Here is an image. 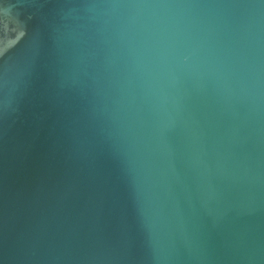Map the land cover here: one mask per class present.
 <instances>
[{
  "label": "water",
  "instance_id": "1",
  "mask_svg": "<svg viewBox=\"0 0 264 264\" xmlns=\"http://www.w3.org/2000/svg\"><path fill=\"white\" fill-rule=\"evenodd\" d=\"M0 264H264V0H0Z\"/></svg>",
  "mask_w": 264,
  "mask_h": 264
},
{
  "label": "snow or ice",
  "instance_id": "2",
  "mask_svg": "<svg viewBox=\"0 0 264 264\" xmlns=\"http://www.w3.org/2000/svg\"><path fill=\"white\" fill-rule=\"evenodd\" d=\"M0 55H2V49H0Z\"/></svg>",
  "mask_w": 264,
  "mask_h": 264
}]
</instances>
